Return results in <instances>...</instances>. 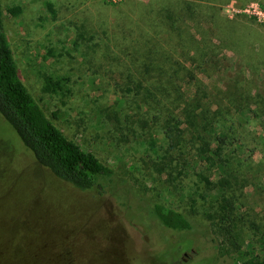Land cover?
<instances>
[{"label":"rangeland","instance_id":"1","mask_svg":"<svg viewBox=\"0 0 264 264\" xmlns=\"http://www.w3.org/2000/svg\"><path fill=\"white\" fill-rule=\"evenodd\" d=\"M1 1L6 32L30 92L53 122L93 150L114 174L105 180L103 192L73 187L38 164L0 115V251L7 246L0 262L36 260L43 242L60 238L59 230H63L77 236V248L85 253L101 247V242L120 249L125 246L133 264H235L233 256L221 254L210 217L217 216L224 197H231L241 209L244 206L242 211L255 202L264 203L260 189L264 174L256 170L259 186L252 192L244 181L235 182L247 170L242 161L246 163L248 150L238 154L227 174L201 160V152L214 147L208 139L199 151L198 142L193 147L184 142L176 152L169 150L163 120L151 119L143 110L135 113L136 103L128 104L127 112L115 107L120 121L103 113L113 101L114 89L120 93L118 86L129 73V62L119 64L110 53L124 59L121 46H115L122 38L153 35L140 21L141 14L146 11L157 17L164 0ZM8 6H20V13L9 15ZM218 7L220 33L211 37L218 48L215 66L221 69L224 84L236 75L240 61L252 75L250 54L239 56L242 47L234 39L241 38L247 27L259 49L264 42V0H222ZM192 25L187 23V29ZM208 74L201 72L199 77L211 84L215 78ZM49 75L65 78L62 88L44 90ZM126 114L131 115L127 122ZM256 127L257 123L246 125L248 149L255 147L249 143L252 133L248 130ZM233 147L228 149L230 154ZM255 157L260 155L256 152ZM224 178H230L229 185L221 184ZM156 203L181 212L192 227L164 226L153 212ZM40 232L46 234L38 237ZM32 240L36 244L29 245Z\"/></svg>","mask_w":264,"mask_h":264},{"label":"trees","instance_id":"2","mask_svg":"<svg viewBox=\"0 0 264 264\" xmlns=\"http://www.w3.org/2000/svg\"><path fill=\"white\" fill-rule=\"evenodd\" d=\"M221 2L164 0L156 12L157 17L152 15L154 13L142 12L140 21L146 22L155 33L141 34L134 39L124 37L115 44L121 46L125 58L110 53L112 60L119 64L127 60L131 64L128 63L129 73L124 84L118 86L120 93L114 89L113 101L103 113L106 118L113 116L120 121L119 111L127 112L125 107L136 103L135 113L141 114L143 110L144 115L151 114V119L163 120L169 150L176 152L184 142L191 143L192 147L198 142L199 151L208 139L214 147L201 152V160L217 165L227 174L238 154L248 150L246 163L242 161L247 170L238 175L235 182L244 181L247 191L252 192L259 186L256 170L257 174H264V42L256 49L255 35L247 27L241 38L235 37L234 41L242 47L238 55L250 54L252 75H248L250 70L240 61L236 75L223 84V73L215 66L218 48L211 37L220 33L216 11ZM48 6L52 9L51 3ZM4 10L0 0V115L35 161L54 176L82 191L103 192L105 180L112 177L114 170L93 150L66 134L36 101L21 76L6 32ZM20 10V6L6 7V12L12 16ZM189 22L193 25L187 29ZM106 46L109 45L106 43ZM210 71L215 78L211 84L199 77L201 72L207 75ZM63 80L65 78L57 80L47 76L44 90L54 92L62 88ZM130 117L126 114L124 121H129ZM134 123L132 121L128 128ZM249 123H257L255 130H248L252 133L249 143L254 144L253 149L247 147L246 125ZM185 136H189L188 139ZM231 147L234 154L228 152ZM256 152L259 159L255 157ZM199 175L202 180L206 179L204 174ZM223 180L222 185H229L230 178ZM260 189L264 192V187ZM237 204L231 197H224L217 216L210 217L216 234L214 240L219 238L221 254L233 256L235 264H264V203L247 205L246 211ZM153 212L168 228L187 230L192 227L184 214L165 205L156 203ZM59 231L60 238L43 242L36 260L10 258L0 264H133L125 246L120 249L101 242V247L85 253L78 250L76 235ZM41 234L46 233L40 232L38 237ZM34 244L35 240L29 242V245ZM1 248L0 258L3 259L7 246Z\"/></svg>","mask_w":264,"mask_h":264}]
</instances>
